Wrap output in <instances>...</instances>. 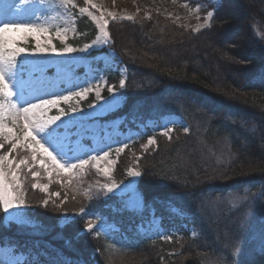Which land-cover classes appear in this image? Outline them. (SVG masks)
Wrapping results in <instances>:
<instances>
[{"label": "trees", "instance_id": "trees-1", "mask_svg": "<svg viewBox=\"0 0 264 264\" xmlns=\"http://www.w3.org/2000/svg\"><path fill=\"white\" fill-rule=\"evenodd\" d=\"M125 27L141 31L143 37L127 34ZM108 31L110 47L126 70V88L122 105L105 118L123 115L127 120L145 121L177 114L189 129L186 133L182 126H175L171 140L159 133L153 134L157 145L149 151L142 152L136 146L127 148L117 159L113 178L125 180L129 163L126 157L135 158L142 173L137 187L146 210L152 208L158 213L169 202L191 216L189 222L187 218L185 221L198 230V235L192 237L187 230H182L171 241L157 237L105 239L101 236L97 239L93 234L80 233L85 225L81 217L59 225L52 206H41L42 194L27 183L25 194L29 209H34L31 214L39 222L37 233L26 225L5 224L4 214L0 213V243L25 251L27 264H53L57 258L71 264L81 257L88 264H264V252L241 253L236 257L230 253V248L223 249V245L229 243L227 239L224 241L221 237L222 245L217 237L211 236V231L231 220L236 211L229 217H221L227 212L218 206L219 219L216 221L219 223H215L202 218L207 213L201 208V198L206 192L210 194L207 201H214L216 195L230 191L264 187V77L261 76L264 70V0H223L211 26L199 31L179 26L159 13H151L147 18L110 21ZM76 33L70 41L80 45L91 40L95 26L87 18L78 17ZM127 36L133 42L135 38L144 42L141 49L137 45L123 44ZM215 40L227 43L225 52L231 53L230 62H221L222 68L229 70L228 78L222 79L224 84L206 78L204 68L191 67L185 54L190 47L196 50L199 44ZM176 51L177 56H171V52ZM179 51L184 53L179 54ZM201 51L207 54L208 48L203 47ZM198 54L196 59L200 63L202 58ZM210 54L217 58L213 51ZM149 55L162 59L176 76L166 77L158 69L160 61H147ZM181 76L185 78H176ZM119 78L117 72L109 76L114 83ZM207 86L221 93H213ZM231 115L233 118L229 120ZM244 119L248 129H244ZM250 126L255 129L252 133ZM135 155L141 159L137 161ZM97 179L92 170L82 178V189L91 186V200L79 195L77 201L64 210L77 212L83 206L86 211L99 212L115 221L124 231L122 216L127 212L113 209V206L120 207L117 197L92 188ZM255 198L259 209L264 211V190ZM66 241H71V248L66 247ZM229 245L234 247V243Z\"/></svg>", "mask_w": 264, "mask_h": 264}, {"label": "snow or ice", "instance_id": "snow-or-ice-1", "mask_svg": "<svg viewBox=\"0 0 264 264\" xmlns=\"http://www.w3.org/2000/svg\"><path fill=\"white\" fill-rule=\"evenodd\" d=\"M84 3L85 7H78L75 0H60V5L52 8L51 5H46L45 0H0V17H2L0 19V213L5 214L7 220L24 223L23 218L12 210L27 206L21 175H24L26 169L33 178L38 177L40 173L34 170L37 161L49 178L53 173L57 176H80L91 165L98 172H102L107 181L104 183L97 181L96 187L105 194L116 193L118 190V194L122 197L121 210L140 212L145 206L143 195L135 182L129 181L125 184L113 178L116 162L109 160L107 167H100V162L110 156V150L101 149L96 155H90L88 159H84L83 156L87 153L80 149V141L88 130L86 120L95 115L97 110L103 113L118 108L124 100V93L121 90L126 88V80L124 78L119 80V88L108 84L103 76L97 77L95 86L86 81L87 86L79 87L77 91L70 89L55 91L44 87L50 81L46 75L48 64L37 57L48 53L57 56L74 52L87 53L101 43H108L111 39L107 30L109 21L106 15L115 20V14L112 12L105 14L102 6L93 3V0H84ZM69 6L71 9H76V13H71L70 18ZM222 6L223 0H215L213 10L207 11L203 17V25L193 30L199 31L200 28L210 27L216 11ZM60 8H63V12L60 13L59 18L64 20L65 26H57L53 31V22L57 17L46 13L59 11ZM200 8L201 5L197 4L195 11L199 12ZM92 10L100 14L96 15ZM77 13L80 16L87 15L100 33L90 43H85L79 48L67 43L68 32L76 33ZM24 15H28L30 19H18ZM123 18L132 19L130 16ZM53 35L61 40L64 47L58 49L53 45ZM29 41L33 42L31 47L27 46ZM261 76L264 77V70L261 71ZM56 87L57 85L53 83L52 88ZM105 87L109 93L107 98L101 94ZM61 92H67V94H61ZM89 94L95 95V102L88 105L92 112L85 113L79 107V101L87 99ZM73 100L77 102L75 107L71 106ZM101 101L102 104L99 103ZM62 103L69 104L68 111L60 107ZM52 109H55L58 114L50 115ZM173 131V128L164 126V131L160 135L171 140ZM184 131L187 133L189 129L185 127ZM6 145H8L7 151H3ZM156 145V138L149 136L147 142L141 147L146 151L150 146ZM127 148L126 143L117 147L115 149L117 157ZM18 150L30 155H21ZM14 153L17 155H13ZM140 159L139 156L136 157L137 161ZM126 174L133 178L142 177L141 171L133 167H128ZM71 182V180L68 181L69 184ZM31 187L47 193L49 185L33 183ZM83 195L87 200L92 199L91 186L83 190ZM49 196L58 198L60 193H50ZM63 203L64 201H61V204ZM213 203L208 201L209 206ZM48 204V198L41 202L44 207ZM61 204L55 206L59 208ZM85 214L86 208L83 206L74 213L76 216ZM81 232L94 234L97 239L101 236L105 239L110 238V232L106 230L105 223L95 215L86 220ZM79 235L80 233H77V236ZM162 239L171 241L173 237L163 236ZM65 245L71 248V241H66ZM113 246L115 247V244ZM261 251L264 252V234L261 236ZM0 264H8V262L0 261ZM53 264H69V262L57 258ZM71 264H88V261L81 257Z\"/></svg>", "mask_w": 264, "mask_h": 264}, {"label": "rangeland", "instance_id": "rangeland-1", "mask_svg": "<svg viewBox=\"0 0 264 264\" xmlns=\"http://www.w3.org/2000/svg\"><path fill=\"white\" fill-rule=\"evenodd\" d=\"M45 2L46 5H51L52 8H56L60 5V0H45ZM75 3L78 7L86 6L84 0H75ZM93 3L102 6L105 11V14L107 12H112L115 14V20H112L106 15V19H108L109 22L133 20L134 18L139 17L147 18L151 15V13H159L165 19H169L171 22L179 26L193 30L198 28L200 25H203V17L206 15L207 11L213 10L215 0H93ZM197 4L201 5L199 12L195 11V6ZM69 9L70 18L71 13H76V9H71L70 6ZM92 11H94L96 15L100 14L99 12H95V10ZM62 12L63 8H60L59 11H50L46 13L48 15H53L57 17V19L53 22V31H55V27L57 26H65L64 20L59 18L60 13ZM128 16L132 17V19L123 18ZM78 17H85L90 22H92V24L95 26V34L91 38V40L79 45L73 44L70 41L71 39L76 37L77 33L74 34L72 31H69L67 34V43L77 48L82 47L85 43H90L93 39L100 35L95 23L87 15L80 16L77 13L75 16V21ZM197 17H199V19H197ZM0 19H2V17H0ZM18 19L28 20L30 19V17L28 15H24L18 17ZM125 28L128 30L127 34L131 35V33H134V35L136 34L138 38H140L141 36L143 37L141 31L135 30L131 27ZM202 29L204 28H200V30ZM138 38H135V42H133L131 38L128 37L124 40L123 44L128 46L137 45L139 46V49H141V45L144 42H142ZM222 42L223 41L218 42V40H215V42H209L201 45L199 44L196 49L198 51H196L192 47H190L187 52L185 50L184 51L187 55L186 57H188V64H190L191 67H193L194 69H199L200 67L204 68L202 70L204 71V74H206V78H208L212 82H220L224 84L222 79L228 78L227 74L229 70L223 69L221 62H230L231 53L229 51L228 53L225 52V50H227V43ZM32 43V41H29L27 46L31 47ZM52 43L58 49L64 47V44L61 42V40L55 38L54 35L52 37ZM203 47L208 48L207 54H204L201 51ZM212 51L213 53H216L217 58L211 57L210 53H212ZM179 52V54L184 53L183 51ZM198 53L201 55L200 57L202 58V61L200 63L196 59ZM171 54V56H177V51L171 52ZM37 59H41L48 64V67L46 69V75L50 78V81L44 87L48 88L49 90L60 91L62 89H70L72 91H77L79 90V87L87 86V84L85 83L86 81L90 82L93 86H95L97 77L100 76H103L107 80L108 84L119 88V81L117 83H114L111 82L109 79V75L116 72L119 74V80L121 78L126 79V70L121 64L116 52L112 48H110V40L106 44L101 43L97 45L87 53L74 52L62 56H57L55 54L48 53L37 57ZM146 59L148 62L160 61L161 63H158L161 64V67H158V69L162 70V72L166 74V77L172 78L176 76L173 75L172 71L167 68L166 64L162 63V59L151 55L146 57ZM235 74L231 75L235 76ZM176 78L185 77L181 76ZM53 83L57 85L55 89L52 88ZM207 88L213 93H221V91L217 88L211 89L208 86ZM61 94L66 95L67 92H61ZM101 94L106 98L109 96L106 87L102 90ZM240 96L243 97L242 94H240ZM94 102L95 95L89 94L87 99L79 101V107L83 109L85 113L92 112V109H89L88 105ZM99 103L102 104L103 102L101 101ZM71 106H77V102L73 100L71 102ZM60 107L64 108L65 111H68L69 104L62 103ZM109 112L101 113L99 112V110H97L95 115L87 119L85 123L88 127V130L84 133L83 139L80 141L81 151L87 153L83 156L84 159H88L90 155H96L97 152L101 149H103L104 151L110 150V156L104 161L100 162L101 168L107 167L109 160L117 162L118 157L115 152V149L117 147H120L122 144L126 143L128 145V148L136 146L137 149L143 152L145 150L141 147V145L147 142L149 136H153V134L155 133L160 134L162 131H164V126H167L169 128H174L175 126H182L183 128L188 127L186 121L177 114H165L158 118H151L145 121H133V119L129 121L123 115L106 119L104 116ZM56 114H58L56 110L52 109L50 115ZM225 117L228 118V116ZM229 117V120L233 118L232 115ZM64 119H67V117H64ZM245 122L246 120L244 119V129H248V123L245 124ZM241 125H243V123H241ZM254 130L255 129H252V126L249 127V131L251 133ZM149 133L151 135L147 136L145 140H141L143 136ZM152 147L153 146H150L146 151H149ZM92 149H96V151H92ZM5 151H7V149ZM18 152L21 155H30L27 153L20 152V150H18ZM13 155L17 154L14 153ZM137 156L138 155H135V157ZM126 159L129 161L126 169L128 167L138 169L136 161L134 160L135 158H133L132 156H127ZM92 163L94 164L95 162L93 161ZM34 170L40 173V175L36 178H33L31 174L27 172L26 169L24 170V175H21V180L23 181L25 187V193L28 184L30 185V187L33 183L49 185L47 193L41 192L38 188L36 189V191L38 190L43 196L40 200V205L44 199H49L48 206H52L51 208L54 209L52 213L54 215L56 213L59 225H64L77 217H81L85 224L87 219L95 215L100 217L102 222L105 223L106 230L110 232L109 239H114L119 236L123 237L124 239H134L136 237H158L162 239L163 236L173 237L174 235L179 234L182 230H187L190 236L192 237L196 236V234L198 235V230L194 228V226L188 225L187 221H185V218H187L189 222L191 216L189 214L179 212V210L175 206L171 205L169 202L165 203L158 213L155 212L152 208H150L149 211H146V206H144L143 210L140 212L129 211L126 209L121 210L122 197L118 194V190L116 193H109L106 195L117 197L120 203V207L118 208L116 206H113V209H119L120 211L127 212L126 215L122 216V220L125 226L124 231L122 230L119 224H117L115 221L108 220L106 216L102 215L99 212L86 211L85 215L76 216L74 215V213L76 212H67L64 209L70 207L74 202L77 201L76 199L79 197V195L83 194V190L85 188H81L84 186L81 184L83 183L82 178H84L92 170L96 173V177L98 178L96 182H107L106 179L103 177L102 172H98L95 167L89 165L84 170V173H82L80 176H57L55 173H53L52 177L49 178L44 169L39 166L38 161L35 164ZM70 180L72 181L71 184L68 183V181ZM138 180L139 178L129 177L126 174V179L123 180V182L127 184L129 181H133L135 182V185L137 187ZM96 182L93 183L92 188H95L98 191H102L99 187H96ZM263 190L264 187L260 185L256 190L252 189L251 187H246L245 190L238 189L230 191L224 195H216L214 201H212L214 203L211 206H209L206 198H209V192H206V195L203 194L204 196L201 198V208L204 207V212L207 213L206 216L201 214L202 218H204L205 220L219 223L216 221L217 219H219V215H217L216 212V208L218 206L219 208H221V210L227 212V214L221 215V217H229L231 212H237L233 218H230L231 220L224 221V224L217 225V229L214 228L212 230L213 232L211 231V236L213 238L217 237L218 241L222 245L223 242L226 241V239L229 241V243H234V247L232 248L230 247L229 243H226L225 245H223V249L226 250L230 248V253H232L233 255L235 254L236 257H239L238 255H240L241 253H243L244 255V253L252 254L254 252L261 251V236L262 234H264V211H261L259 209V204L256 201L255 197L257 193L259 194V192ZM54 192H59L60 197L57 198L49 196L50 193ZM61 201H64V203L61 204ZM57 204H61V206L57 208L55 206ZM29 208L30 206L27 203V206L23 208L12 210L14 213L19 214L23 218L24 223H17L14 220H7L6 215L4 214L5 224L16 223L26 225L30 227L34 233H37L36 227L39 225V222H37L31 214L33 213L34 209ZM65 214L68 215L65 216ZM221 237H223L224 241L221 240ZM25 258L26 256L23 253L15 251L12 246L0 245V261H7L8 264H19L23 262Z\"/></svg>", "mask_w": 264, "mask_h": 264}]
</instances>
